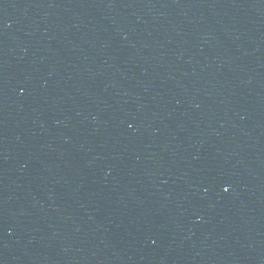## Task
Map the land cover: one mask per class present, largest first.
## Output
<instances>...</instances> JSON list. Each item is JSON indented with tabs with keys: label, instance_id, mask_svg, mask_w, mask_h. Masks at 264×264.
I'll return each instance as SVG.
<instances>
[{
	"label": "water",
	"instance_id": "obj_1",
	"mask_svg": "<svg viewBox=\"0 0 264 264\" xmlns=\"http://www.w3.org/2000/svg\"><path fill=\"white\" fill-rule=\"evenodd\" d=\"M0 264H264V0H0Z\"/></svg>",
	"mask_w": 264,
	"mask_h": 264
}]
</instances>
